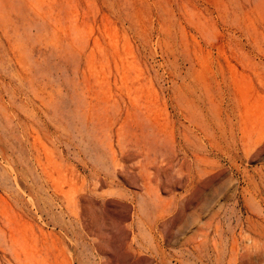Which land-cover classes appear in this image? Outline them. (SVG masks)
Here are the masks:
<instances>
[{
    "label": "rangeland",
    "instance_id": "obj_1",
    "mask_svg": "<svg viewBox=\"0 0 264 264\" xmlns=\"http://www.w3.org/2000/svg\"><path fill=\"white\" fill-rule=\"evenodd\" d=\"M0 264H264V0H0Z\"/></svg>",
    "mask_w": 264,
    "mask_h": 264
}]
</instances>
